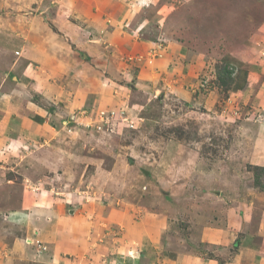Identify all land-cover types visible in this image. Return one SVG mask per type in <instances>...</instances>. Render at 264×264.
Listing matches in <instances>:
<instances>
[{"label":"rangeland","instance_id":"rangeland-1","mask_svg":"<svg viewBox=\"0 0 264 264\" xmlns=\"http://www.w3.org/2000/svg\"><path fill=\"white\" fill-rule=\"evenodd\" d=\"M94 9L114 24L85 28L87 20L98 25ZM33 20L45 24L41 31L66 69L44 75L55 104L29 96L55 108L41 117L53 130L45 127L38 143L9 147L0 168V261L20 255L10 248L25 234L15 218L25 207L22 190L53 186L54 195L69 198L67 208L80 200L76 215L92 212L100 234L109 232L101 260L81 264H171L188 250L215 264H239L244 233L228 232L229 242L212 250L188 216L221 225L209 210L236 206L255 225L256 242L264 238V222L256 227L264 218V0H0V23L14 24L18 38ZM110 30L130 40L114 46ZM29 53L27 45L20 55ZM170 168L187 174L173 179ZM121 199L132 205L135 223L165 214L169 227L145 235L139 251L122 224L107 229L96 215ZM35 236L23 241L45 252L46 240Z\"/></svg>","mask_w":264,"mask_h":264},{"label":"crops","instance_id":"crops-1","mask_svg":"<svg viewBox=\"0 0 264 264\" xmlns=\"http://www.w3.org/2000/svg\"><path fill=\"white\" fill-rule=\"evenodd\" d=\"M89 13L92 17L97 18L96 23L98 25H95V22L92 20H87L83 23L84 27H91L95 31L102 30V27L106 26L104 23L107 22L104 21V16L100 15L96 9L89 11ZM33 21L30 28H26V25L23 24V29L27 31V35L24 38L15 36L13 32L15 29L14 24L0 23V161L4 162V164L2 163L3 165L0 164V168L6 164V151L9 147L18 148L22 143H27V145H30V142L38 143V138L42 136L46 137V133L42 132L45 127L49 131L53 130L48 121H43L44 119L42 120L41 117L45 112L49 115H54L56 112L55 108L53 106L49 109L42 108L38 103H35L34 100L36 99H31L29 96L36 94L35 96L45 99L46 103L51 101V104H55V92H51L50 82L45 80L44 75L47 71L62 72L65 64L60 58L58 60L55 58V44L49 45L48 38L46 37L48 34L45 33V35L41 31V28L45 24ZM107 23L110 24L111 22ZM111 24H114V22ZM72 30L73 28L69 29V31ZM122 32L120 30L117 34L116 31H107V40L111 44H114V46H116V39L130 40L128 36L125 38L126 35ZM81 42L83 45H87L86 42ZM58 44L61 45V42L58 41ZM132 44L131 49H133L131 51H137L138 46L135 43ZM27 45L30 51H32V55L29 53V57L24 56L25 58H22L20 53L24 46ZM95 47L93 46V48ZM78 67L82 68L80 65ZM76 73L78 76L81 75L80 70L79 72L76 71ZM26 83L29 85L28 89L26 88ZM75 91L77 90L73 89L70 93ZM78 92L82 94L81 90ZM65 93L68 94L67 91L63 90L60 96L58 95L57 97H62L63 100L66 96ZM31 113H37L38 117H34ZM42 123L44 126L41 125ZM31 152L27 150L22 154H29ZM169 171L171 177H174L173 179L175 177L178 179L180 176L187 174L183 168H170ZM150 176L152 177L153 175ZM7 181L11 183L12 179H8ZM177 185H182V189H184L183 184L178 183ZM53 189V186H49L42 188L41 191L37 190V192H31L26 189L22 190V192L26 191L24 192L25 194L23 193V196L20 195V197L24 198L25 207L22 208L24 210H21L20 214L16 212L15 218H17L19 223H24L25 234L23 237H20L21 239L14 241L10 248L11 250H19L20 255H6V258L0 261V264H81V262L86 263L85 260H90L89 257L100 259L105 253L106 248L110 247L108 244L112 242L106 238V234H109V232L100 234L101 230L98 227L99 224L96 218H90L93 216L92 212L86 211V215H76L77 208H82L79 206L80 200H73L71 203L72 209L70 207L67 208L66 203L69 198L67 196L64 199L59 198L56 194L52 193ZM161 205L165 206L163 201H161ZM112 206L105 213H96L97 217H99V223H102L107 229L116 226V224H122V228L126 232V236H123L124 239L126 238L130 242V239L136 240L137 238L139 240V251L143 249L142 242L146 240L147 235L150 236L151 232L155 231L161 232V227H169L168 217L170 215L165 216V214H161L154 219H148V216H145L144 220H136L135 223L134 219L127 213L128 207L132 206L127 201L121 199V202L117 201V205ZM139 206L146 210L147 205L139 204ZM65 207L67 208L66 210ZM235 207L231 208L230 205H225L223 209H219L217 214L216 209L209 210L211 214L217 216L216 218L222 219L225 225L209 222L207 218L200 221L198 219L193 220L191 219V214L188 217L191 222L193 221L192 224L194 226L200 227V239L207 248H212L213 250L227 244L229 242L227 238L228 232H242V235L244 233V238L247 240V244H240L237 249L239 252L235 256L239 257V264H264V238H259L260 243L256 242L255 238L259 236L254 237L256 235L255 231L251 232L252 227L255 225L251 224V219L247 218L246 220L243 215H240L239 210ZM146 211H144L145 215L148 212ZM243 213L245 215V212ZM210 219L213 220V218ZM261 222H264V218L257 219V228ZM165 224L167 226H164ZM188 225L190 228V223ZM259 231L263 232V229ZM33 234L37 235L35 236L37 239L40 234L42 237L40 236L39 239L46 240V243L43 245L45 252H35L33 251L34 247H32L29 241L27 242L26 239L25 242L23 241L24 238L31 240L30 237ZM103 239H105V242L101 241ZM38 246L39 248L41 247V245ZM124 247L129 248L130 244L127 243ZM146 248H149V246L147 245ZM118 250L120 251V249ZM151 251L155 252L152 248L149 252L151 253ZM193 252L194 250L182 251V254L178 255L176 261H172L171 264H215L214 259H203L197 256L199 255L198 253ZM36 255L38 257L37 260L35 259ZM236 257L234 260H237ZM130 263L131 261L128 260L127 264Z\"/></svg>","mask_w":264,"mask_h":264},{"label":"built area","instance_id":"built-area-1","mask_svg":"<svg viewBox=\"0 0 264 264\" xmlns=\"http://www.w3.org/2000/svg\"><path fill=\"white\" fill-rule=\"evenodd\" d=\"M121 118V117H120ZM124 121V118H121Z\"/></svg>","mask_w":264,"mask_h":264}]
</instances>
